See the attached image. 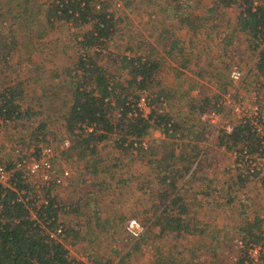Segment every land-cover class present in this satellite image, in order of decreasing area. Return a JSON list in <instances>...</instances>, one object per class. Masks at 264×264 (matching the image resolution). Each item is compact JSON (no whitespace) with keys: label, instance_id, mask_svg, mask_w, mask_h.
<instances>
[{"label":"rangeland","instance_id":"rangeland-1","mask_svg":"<svg viewBox=\"0 0 264 264\" xmlns=\"http://www.w3.org/2000/svg\"><path fill=\"white\" fill-rule=\"evenodd\" d=\"M192 1L187 11L200 18L197 25H202L195 32L168 20L161 9V0H112L110 10L118 20V31L102 52L101 64L114 75L122 76L119 61L123 56L149 55L154 48L157 58L162 60L154 85L143 97L162 91L165 95L161 103L140 107L145 115H149L154 107L169 114L173 121L182 124V129L179 138H168L157 130L145 139L148 145L159 147L162 152L175 143L182 146V152L199 148L200 156L191 173L178 181L192 225L200 231L197 235L162 236L160 228L154 226L156 216L150 195L157 187L151 157L143 156L135 143L134 149L126 152L119 148L118 135H113L99 145L98 154L93 158H80L79 152H73L72 157L66 159L70 154H63L74 140L65 131L61 103L50 107L49 100V105L43 109L41 105H44L51 86L75 75L76 49L71 42L75 30L59 26L28 44L33 64L42 71L36 72L27 58L19 60L18 56L9 67L2 66V83L8 88L20 86L24 89L23 106H31L38 113L45 112L32 123L25 120L0 126V161L5 165L14 163L43 147L56 150L54 169L58 173L68 170L70 177L50 195L64 207L59 212V223L65 229L75 227L73 234L65 235L64 244L70 256L79 263L154 264L160 251L174 264H241L244 254L237 248V241L247 235L243 230L248 223L264 216L260 181L251 179L239 183V173L231 167L233 151L228 152L218 145L221 129L203 125L199 111L193 109L197 100L205 98H220L224 104L225 96L235 90V84L230 80L232 67L239 65L245 72L254 67L255 57L247 47V36L237 27L240 11L221 7L207 15L208 10L216 7L217 0ZM17 4V0H0V14L3 9L2 14H5L0 18V27H4V20L11 18L8 9ZM10 23L7 21V26ZM163 28L176 34L185 47V55L166 56L157 42V35ZM230 40L235 44L224 55L221 49ZM246 85V101L250 104L253 102L250 95L252 81ZM225 110L226 118L222 124L236 123L233 112L228 108ZM45 120L49 122L47 136H39L37 142L35 130ZM65 141L70 142L69 148L64 146ZM95 162L100 171L98 176L90 175L87 170ZM206 190L210 192L209 196ZM44 196L43 190H34L28 200L37 199L41 205ZM231 198H235L233 203H229ZM81 200L90 205H83L80 213L74 212ZM201 200L208 203L207 210L200 207ZM132 219H138L146 228L139 239L132 238L126 231ZM260 231H264L263 223ZM76 232H79V239ZM126 255L128 257L122 263Z\"/></svg>","mask_w":264,"mask_h":264},{"label":"trees","instance_id":"trees-1","mask_svg":"<svg viewBox=\"0 0 264 264\" xmlns=\"http://www.w3.org/2000/svg\"><path fill=\"white\" fill-rule=\"evenodd\" d=\"M111 1L45 0L42 3V0H17L16 7L8 9L11 18L4 20V27H0V126L25 120L32 123L34 118L45 112L41 110L38 113L31 106H23L24 89L20 86L8 88L2 83V66L9 67L10 62L18 56L19 60L27 58L34 70L39 72L42 68L33 64L28 44L38 41L44 37V33L60 26L75 30L71 41L76 49L75 75L69 80H62L57 86H51L44 105L41 106L43 109L49 105V100L50 107L61 103L65 131L74 140V144L63 152L66 156L70 154L66 159L72 157L73 152H79L80 158L95 157L99 145L113 135L119 137V148L130 152L134 149L135 140L148 138L154 131L161 130L171 139L180 133L182 124L173 121L169 114L161 113L154 107L149 115H145L140 107L143 94L150 91L161 71L162 60L157 58L154 48L149 55L123 56L119 61L122 76L114 75L101 64L102 52L118 31V20L110 10ZM162 1L161 9L168 20L187 26L192 32L202 27L201 24L197 25L200 18L187 11L192 0ZM256 1L259 0H217L216 7L207 11V15H211L221 7L239 9L237 27L247 36V47L253 57L257 56L260 49L259 41L264 39V8L254 10ZM3 10L0 18L5 17ZM7 21H11L9 26ZM157 42L168 57L185 55V47L172 30L160 29ZM233 44V40L225 43L221 53L227 55L228 48ZM256 70L264 76V49L259 53ZM164 95L162 91L157 95L146 96V99L152 106L161 103ZM193 109L199 111V116L209 111H223L220 98L197 100ZM203 125L209 128L208 124ZM48 127L49 122L45 120L36 128L37 142L39 136H47ZM218 145L225 147L228 152L245 147L251 153H257L260 142L252 129L245 125L236 126L230 134L221 130ZM137 149L143 156L151 157L150 165L156 179L157 190L153 189L150 195L156 216L154 226L160 228L162 236L199 234L200 231L192 225L189 207L178 186L179 179L191 173L200 156L199 148L193 147L182 152V146L175 143L174 146L164 148L163 152L161 148L151 144L147 150L142 147ZM14 163L5 165L0 161V165L9 169ZM95 163L87 170L90 175L98 176V162ZM16 177L18 180L15 191L0 185V264H80L70 256L64 244L65 235L68 237L73 234L75 227L65 229L63 226V243L49 239L44 229L55 230L60 226V203L49 192L46 195L48 205H38L37 199L28 200L31 186L24 182L21 174H16ZM244 182L246 180L239 178L240 184ZM234 199L231 198L229 203H233ZM83 205L88 207L90 204L81 200L74 212L80 213ZM262 222L256 218L253 223H248L243 230L247 234L243 240L261 243ZM76 238L79 239V232H76ZM127 257L128 255L123 257L122 263ZM154 264L174 262L159 251Z\"/></svg>","mask_w":264,"mask_h":264},{"label":"built area","instance_id":"built-area-1","mask_svg":"<svg viewBox=\"0 0 264 264\" xmlns=\"http://www.w3.org/2000/svg\"><path fill=\"white\" fill-rule=\"evenodd\" d=\"M258 7L264 8V0L254 2V10H257ZM259 44L260 49L255 57L254 67L251 70L245 72L239 65L232 67L230 80L235 84V90L225 96V103L221 104L223 111L221 113L209 111L201 114L200 120L216 128V130L221 129L228 134L232 133L236 126L247 125L252 129L259 138V151L251 153L245 147L234 150L232 152L234 160L231 167L239 173V177L243 180L248 181L249 177L250 180H259L261 190L264 192V76L260 75L256 70L259 53L264 49V39H261ZM250 80L252 81L250 95H252L253 102L248 104L246 101V98H248L246 84ZM140 105L147 106V99L142 98ZM226 108L233 112L237 120L236 123L232 125L222 124L226 118ZM160 132L163 133L161 130ZM169 133H172V131ZM177 137H180L179 134ZM64 146L69 148L70 142L65 141ZM135 146L146 150L149 147L146 139L135 142ZM55 158L56 150L53 147H43L33 155L20 157L11 169L5 165H0V185L15 191L16 181L18 180L16 174L19 173L24 182L31 186L32 191L43 190L45 192L42 204L48 205L49 199L46 196L48 192L51 193L55 187H59L70 177L68 170H64L61 173L56 172L54 169ZM60 210H64L62 205H60ZM260 218L264 226V216ZM44 229L49 239L63 243V225L60 224L55 230H50L46 227ZM126 231L132 238L139 239L146 232V228L138 219H132L129 220ZM237 248L244 254V264H264V231L261 243H250L241 239L237 241Z\"/></svg>","mask_w":264,"mask_h":264},{"label":"crops","instance_id":"crops-1","mask_svg":"<svg viewBox=\"0 0 264 264\" xmlns=\"http://www.w3.org/2000/svg\"><path fill=\"white\" fill-rule=\"evenodd\" d=\"M207 191V193H206V195H210V192L208 191V190H206ZM259 193H261L262 195H264V192H262V190L261 189H259ZM208 203H206L204 200L202 201L201 200V204H200V207L202 208V210H207V205ZM261 219V218H260Z\"/></svg>","mask_w":264,"mask_h":264}]
</instances>
